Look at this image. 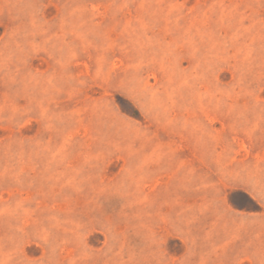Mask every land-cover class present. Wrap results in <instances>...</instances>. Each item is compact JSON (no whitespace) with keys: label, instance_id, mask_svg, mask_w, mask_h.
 <instances>
[{"label":"rangeland","instance_id":"rangeland-1","mask_svg":"<svg viewBox=\"0 0 264 264\" xmlns=\"http://www.w3.org/2000/svg\"><path fill=\"white\" fill-rule=\"evenodd\" d=\"M0 264H264V0H0Z\"/></svg>","mask_w":264,"mask_h":264}]
</instances>
